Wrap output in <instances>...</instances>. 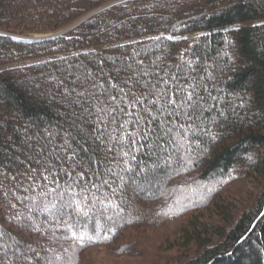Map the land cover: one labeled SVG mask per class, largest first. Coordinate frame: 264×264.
Masks as SVG:
<instances>
[{
	"label": "trees",
	"instance_id": "16d2710c",
	"mask_svg": "<svg viewBox=\"0 0 264 264\" xmlns=\"http://www.w3.org/2000/svg\"><path fill=\"white\" fill-rule=\"evenodd\" d=\"M117 1L0 0V125L7 134L13 125L53 118L65 102L57 85L62 80L67 83L64 69L69 64L96 71L103 60L108 69L113 60L129 59L133 48H149L153 43L149 38L156 36L174 39L159 41L150 57H142L145 64L155 60L169 71L168 66L179 65L181 58L186 60L195 52L202 66L215 70L225 98L243 96L245 107L236 109L238 115L226 113L229 118L218 129L222 142L207 143V155L172 172L171 179L163 171L152 170L155 157L144 155L146 149L135 153L123 200L114 198L122 211L109 208L87 220L86 228L95 227L99 242L75 249V264H83L93 248H106L117 258L136 256L142 253L138 245L145 236L143 230L157 231L202 211L219 214L221 198L235 184L264 182V28L254 27L264 24V0H130L106 8ZM103 8L61 37L15 39L66 30ZM141 40L142 45L133 44ZM53 96L60 103H53ZM3 188L15 191L11 180H4ZM10 212L0 197V215ZM260 213H264V185L255 201L230 219L220 241L196 245L191 254L152 264H264V217ZM108 215L119 226H113ZM22 239L31 240L33 246L51 243L38 234Z\"/></svg>",
	"mask_w": 264,
	"mask_h": 264
},
{
	"label": "snow or ice",
	"instance_id": "6c2138e0",
	"mask_svg": "<svg viewBox=\"0 0 264 264\" xmlns=\"http://www.w3.org/2000/svg\"><path fill=\"white\" fill-rule=\"evenodd\" d=\"M149 39V48H133L129 59L113 60L108 69L103 60L96 71L69 64L67 83L57 85L65 102L53 118L13 125L10 135L0 125V197L11 210L0 215V264H75V249L99 242L87 220L109 208L122 211L114 198L123 200L135 153L146 149L144 155L155 157L152 170L171 179L205 157L207 143L222 142L218 129L226 113L244 109V97L225 98L215 70L202 66L195 52L169 71L155 60L145 64L142 57H150L159 41L174 37ZM4 180L13 181L15 191L4 190ZM107 219L119 226L113 215ZM37 234L51 243L22 239Z\"/></svg>",
	"mask_w": 264,
	"mask_h": 264
},
{
	"label": "rangeland",
	"instance_id": "374dc122",
	"mask_svg": "<svg viewBox=\"0 0 264 264\" xmlns=\"http://www.w3.org/2000/svg\"><path fill=\"white\" fill-rule=\"evenodd\" d=\"M129 1L120 0L106 8L118 4H127ZM106 8L94 12L66 30L51 34H34L22 38L45 41L61 37ZM261 185H264L262 179L255 182L244 180L235 184L221 198L223 200L222 210L218 212L219 214L210 210L202 211L193 214L191 218L172 222L157 231L143 230L145 236H142V238L139 235L143 241L138 245L142 253L139 252L136 256L117 258L112 256L106 248H93L87 253L83 264H152L154 261L161 259L168 261L173 255L184 257L191 254L196 245L214 244L222 239V234L236 212L250 206L255 201ZM101 232V230H98V234H101ZM135 233L129 235V240H133Z\"/></svg>",
	"mask_w": 264,
	"mask_h": 264
},
{
	"label": "water",
	"instance_id": "95a60500",
	"mask_svg": "<svg viewBox=\"0 0 264 264\" xmlns=\"http://www.w3.org/2000/svg\"><path fill=\"white\" fill-rule=\"evenodd\" d=\"M15 39H20L22 41H35V40H32V39L18 38V37H15Z\"/></svg>",
	"mask_w": 264,
	"mask_h": 264
}]
</instances>
